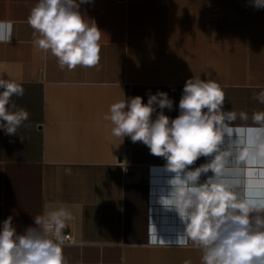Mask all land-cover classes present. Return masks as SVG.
Here are the masks:
<instances>
[{
  "label": "crops",
  "instance_id": "crops-1",
  "mask_svg": "<svg viewBox=\"0 0 264 264\" xmlns=\"http://www.w3.org/2000/svg\"><path fill=\"white\" fill-rule=\"evenodd\" d=\"M37 2L0 0V21L10 24L11 36L0 42V78L23 86L24 95L12 100L29 113L15 136L0 129V228L12 216L22 234L46 209L64 207L73 235L63 244L66 264H201L202 250L161 203L176 174L143 143L113 136L104 117L114 102L141 96L147 103L163 91L173 101L163 112L174 119L189 78L216 80L223 110L237 118L225 121L214 179L239 201L264 204L257 183L264 134L252 120L264 111L255 98L264 91V8L253 0H91L80 11L101 30L100 62L69 71L32 43L27 18ZM212 159L201 156L185 171ZM213 176L202 173L198 182ZM257 217L264 209L250 213L253 226Z\"/></svg>",
  "mask_w": 264,
  "mask_h": 264
},
{
  "label": "clouds",
  "instance_id": "clouds-1",
  "mask_svg": "<svg viewBox=\"0 0 264 264\" xmlns=\"http://www.w3.org/2000/svg\"><path fill=\"white\" fill-rule=\"evenodd\" d=\"M90 2L38 0L30 10L27 23L33 30L34 47L53 56L62 70L92 68L100 62L101 30L80 11L81 4ZM253 4L264 8V0H253ZM10 39V24L0 21V42ZM23 95L20 83L0 78V129L6 135L15 136L29 119L28 111L12 100ZM255 98L264 104V91ZM225 99L216 80L194 75L185 82L180 114L174 119L163 112L173 108V101L163 91L149 94L147 103L141 96L114 102L104 118L113 125V136L143 143L152 155L163 157L166 168L176 174L170 181L171 192L161 197V203L177 213L184 224V236L202 250L201 264H264V217H257L254 226L250 218V213L264 209V204L239 201L228 186L214 179L221 172V156L213 154L222 143L225 121L237 118L236 112L223 110ZM157 107L160 111L153 119ZM239 118L247 120L248 114L241 111ZM252 120L262 125L257 131L264 134V111L254 112ZM258 149L264 157V138ZM201 156L213 159L185 171ZM209 171L214 176L199 183L201 174ZM261 175L257 183L264 185V173ZM71 219L72 213L64 207L46 209L33 218L35 227L19 234L13 217H7L0 228V264H66L63 231Z\"/></svg>",
  "mask_w": 264,
  "mask_h": 264
},
{
  "label": "built area",
  "instance_id": "built-area-1",
  "mask_svg": "<svg viewBox=\"0 0 264 264\" xmlns=\"http://www.w3.org/2000/svg\"><path fill=\"white\" fill-rule=\"evenodd\" d=\"M63 239H64V244L73 242L72 232L65 228L63 231Z\"/></svg>",
  "mask_w": 264,
  "mask_h": 264
},
{
  "label": "rangeland",
  "instance_id": "rangeland-1",
  "mask_svg": "<svg viewBox=\"0 0 264 264\" xmlns=\"http://www.w3.org/2000/svg\"><path fill=\"white\" fill-rule=\"evenodd\" d=\"M226 13H227V11H223V10L220 11L221 21L226 18Z\"/></svg>",
  "mask_w": 264,
  "mask_h": 264
},
{
  "label": "snow or ice",
  "instance_id": "snow-or-ice-1",
  "mask_svg": "<svg viewBox=\"0 0 264 264\" xmlns=\"http://www.w3.org/2000/svg\"><path fill=\"white\" fill-rule=\"evenodd\" d=\"M156 241H155V239L153 240V243H155ZM181 242H185V241H181Z\"/></svg>",
  "mask_w": 264,
  "mask_h": 264
}]
</instances>
